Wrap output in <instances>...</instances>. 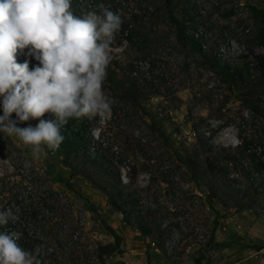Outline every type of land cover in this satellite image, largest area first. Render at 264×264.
Returning <instances> with one entry per match:
<instances>
[{
	"label": "rangeland",
	"instance_id": "obj_1",
	"mask_svg": "<svg viewBox=\"0 0 264 264\" xmlns=\"http://www.w3.org/2000/svg\"><path fill=\"white\" fill-rule=\"evenodd\" d=\"M74 1L83 3L84 14L103 3L121 17L138 16L139 44L130 43L120 29L108 49L110 63L126 70L133 64L142 86L157 93L124 109L106 70L103 90L113 103L110 112L93 117L91 133L98 149L109 146L112 156L121 158L114 162L120 187L151 232L145 235L137 224H128L85 177L72 179L74 190L56 181L71 174L61 146L53 152L42 145L36 159L33 146L3 134L0 211L13 206L9 188L14 184L47 198L36 231L49 239L41 237L34 248L44 264H264V189L253 208L244 205L251 184L264 186V77L251 66L256 54L264 56L251 8L264 10V0ZM172 17L202 41L207 55L214 51L221 63L242 70L247 81L225 82L207 56L178 38ZM25 58L18 54L17 62ZM253 86L257 90L250 96ZM250 100L256 108L249 107ZM39 119L43 116L19 126H35ZM242 137L256 141L252 151L262 160V170L254 167L251 153L242 152ZM82 196L96 205V212ZM109 228L121 235V245L102 254L101 246L115 243Z\"/></svg>",
	"mask_w": 264,
	"mask_h": 264
},
{
	"label": "clouds",
	"instance_id": "obj_2",
	"mask_svg": "<svg viewBox=\"0 0 264 264\" xmlns=\"http://www.w3.org/2000/svg\"><path fill=\"white\" fill-rule=\"evenodd\" d=\"M71 5L72 0H0V134L33 146L36 159L42 145L53 152L60 147L70 119L103 115L113 103L103 84L122 17L103 3L80 16ZM18 54L26 57L22 63ZM33 59L38 63L30 69ZM46 112L54 118L19 126ZM16 212L0 211V226L15 223ZM22 235L0 231V264H44L39 248L30 252L19 245Z\"/></svg>",
	"mask_w": 264,
	"mask_h": 264
},
{
	"label": "trees",
	"instance_id": "obj_3",
	"mask_svg": "<svg viewBox=\"0 0 264 264\" xmlns=\"http://www.w3.org/2000/svg\"><path fill=\"white\" fill-rule=\"evenodd\" d=\"M166 2L172 3V0H166ZM83 3L73 0L71 5V10L74 14L80 16L84 14ZM230 13L234 14V10H229ZM253 16L259 22V32H258V41L264 45V10L258 9L256 7L251 8ZM191 16V14L188 13ZM137 14H132L130 17H122L121 29L123 32L127 33L126 37L128 41L132 44H139L140 38L136 36L137 31ZM175 22V26L178 31V38L180 40L189 41L193 49L199 52L202 56H207L209 59L212 68L214 71L219 74L225 82L231 84H237L238 82H246L247 76L241 71L233 70L229 65L223 64L220 62L219 58L215 55L214 51L210 53V56L203 50L202 41L196 38L194 35H188L187 26L175 17H172ZM26 51V50H25ZM33 63H38L34 59L31 60ZM130 70H126L118 62L114 64L109 63L107 69L112 76L108 77V82L110 87L115 94L117 101L124 105V109H132L134 107L140 106V97L147 98L150 94H156L157 92H147V90L142 86V82L139 76L133 75L135 71L134 65H130ZM251 66L254 69V73L259 75V77H264V56L261 54H256L253 57ZM124 71V74H123ZM250 73L251 70H248ZM122 72V74H121ZM256 87L253 86L250 88L248 94L254 95L256 93ZM248 104L250 108H256L255 104L252 101H249ZM53 115L49 112H46L43 115V119L50 120L53 119ZM95 125V119L82 117L80 119H70L67 125L61 130L65 139L61 143V147L64 153V160L67 166L71 170L70 177L68 179L64 178H55L56 181L63 182L69 189L74 190V185L72 179L75 176L81 175L85 177L89 182H91L96 188L102 191L108 197L109 204L117 211L123 213L125 220L128 224H137L143 234L148 235L151 232V228L144 218L138 214L134 209V203L130 198H127L124 190L120 187L121 179L118 174L117 166L115 161H122L121 158L116 159L112 156L111 148L109 146L103 147V149H98L93 143V134L91 133V127ZM254 139H248L242 137L241 148L242 152L245 155L250 154V159H252L254 167L257 170H262L263 162L256 156V153L252 151V148L255 145ZM221 170H225V167L219 166ZM53 178V177H52ZM54 179V178H53ZM254 180V179H251ZM263 183V182H262ZM259 184L254 186L251 184L249 190L245 192V196L250 199L245 202V206L249 208L254 207L256 199L261 194L260 189H264V186ZM2 187L5 189L8 187L6 180L2 181ZM52 189V188H51ZM251 190V191H250ZM249 191V192H248ZM9 193H11L10 202L13 203L11 207L14 212L18 209L16 213H20L22 217L26 218V223L22 221H17L12 224L11 221L7 225L0 226L1 231H19L23 235L18 241L21 247H26L31 251L37 245V242L40 241L41 237L43 239H49V234L37 233V226L41 227L42 220L39 218L42 210L45 206H49L47 198L40 196L35 191H32V188L20 187L17 184H14L9 188ZM86 205L92 212L97 211L96 205L86 196H82ZM9 209V207H7ZM218 221H215V228ZM35 224V227L32 226ZM110 232L115 238V243L101 246L100 251L103 253H108L110 251L116 250L120 247L122 237L116 232L113 228H109ZM256 249H261L259 245L254 246ZM41 257V256H40ZM39 257V258H40Z\"/></svg>",
	"mask_w": 264,
	"mask_h": 264
}]
</instances>
